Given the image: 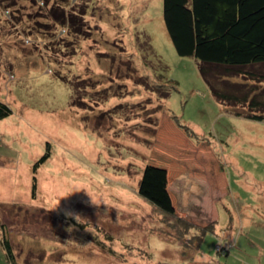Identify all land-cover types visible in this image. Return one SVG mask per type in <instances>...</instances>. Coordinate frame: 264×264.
I'll return each mask as SVG.
<instances>
[{
  "label": "rangeland",
  "instance_id": "1",
  "mask_svg": "<svg viewBox=\"0 0 264 264\" xmlns=\"http://www.w3.org/2000/svg\"><path fill=\"white\" fill-rule=\"evenodd\" d=\"M61 6L85 34L54 22ZM138 77L176 88L163 101ZM0 100V237L18 264H264V120L213 96L163 0H0ZM158 158L176 216L141 196Z\"/></svg>",
  "mask_w": 264,
  "mask_h": 264
},
{
  "label": "trees",
  "instance_id": "2",
  "mask_svg": "<svg viewBox=\"0 0 264 264\" xmlns=\"http://www.w3.org/2000/svg\"><path fill=\"white\" fill-rule=\"evenodd\" d=\"M50 14L54 22L67 27L70 32L85 34L84 10L79 11L75 6L67 10L61 6L52 8ZM163 15L177 53L196 58L199 71L213 96L227 104L228 110L237 116L255 121L264 120V0H163ZM158 66L162 70L159 63ZM235 77L245 80L232 81ZM136 81L158 93L163 101L176 88L172 81L157 87H153L146 77H138ZM74 87L76 90V85ZM73 102L74 105L80 103L79 106H84L81 100L77 103L78 100L73 99ZM239 106L246 108L237 109ZM11 113V107L0 100V120ZM174 119L175 124L188 134L194 133L191 128L180 123L177 117ZM159 122L158 117V128ZM49 155L47 150L36 163L45 162ZM161 159L156 161L159 165L157 169L156 165H152L146 170L141 179L144 185L140 194L163 213L176 216L167 190L168 177L164 165L167 160ZM33 181L32 192L35 194L36 179ZM186 221L182 220L184 225L192 227ZM209 230H214V226L202 230L200 242ZM0 241L10 264H18L10 240L1 236Z\"/></svg>",
  "mask_w": 264,
  "mask_h": 264
}]
</instances>
